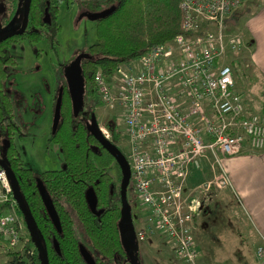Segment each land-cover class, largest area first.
<instances>
[{"label":"built area","instance_id":"1","mask_svg":"<svg viewBox=\"0 0 264 264\" xmlns=\"http://www.w3.org/2000/svg\"><path fill=\"white\" fill-rule=\"evenodd\" d=\"M243 1L180 0L181 32L121 64L111 81L94 75L100 102L119 111L127 136L129 177L145 209L144 229L134 230L135 238L161 237L178 264H205L194 229L213 190L229 185L222 160L238 154L243 141L264 148V118L246 112L230 62L243 40L226 31V20ZM205 162L211 177L191 184V172ZM15 203L0 166V258L25 238ZM255 256L264 264V242Z\"/></svg>","mask_w":264,"mask_h":264},{"label":"trees","instance_id":"2","mask_svg":"<svg viewBox=\"0 0 264 264\" xmlns=\"http://www.w3.org/2000/svg\"><path fill=\"white\" fill-rule=\"evenodd\" d=\"M61 3L67 5L68 1L28 0L27 25L23 32L0 41V159L7 163L15 176L48 264H88L80 254L79 245L89 249L75 233L73 215L90 246L101 256L90 253L93 259L91 264H109L127 256L118 230L122 174L114 158L87 129L90 118L95 117L93 96L99 98L94 75L99 72L107 81H111L121 64L138 58L153 44L172 39L182 31V10L180 0H89L88 12L107 9V13L93 19L95 40L86 47L78 61L81 105L78 111H73L64 71L60 74V67H55L56 96L60 98L59 116L46 141L56 144L61 164L59 168L43 169L36 174L23 166L12 142L17 131L13 121L14 94L4 85V79L15 65V59L7 48L19 38L28 41L44 38L49 48L56 53L55 36L60 30L56 16ZM22 5L23 0H0V28L7 24L14 26L13 29L19 27ZM244 45L248 47L245 40ZM239 57L230 62L236 83H242L240 91L243 94V82L260 80L262 75L252 67L246 73ZM261 80L264 84V79ZM87 98L91 100L88 101L90 106L83 111L81 108ZM244 105L247 112L246 102ZM259 114L264 118V100L260 103ZM107 129L112 131L109 123ZM114 168L117 169V176L112 173ZM37 182L43 185L50 198L58 227L53 225L45 210ZM88 188L93 191L95 212L98 213L92 212L87 204L85 193ZM1 208H4L2 204ZM14 210L24 224L25 238L22 247L5 254L6 264H27V257L31 264H43L40 253L33 247L27 222L17 203ZM28 249L32 250L31 254L26 252Z\"/></svg>","mask_w":264,"mask_h":264},{"label":"rangeland","instance_id":"3","mask_svg":"<svg viewBox=\"0 0 264 264\" xmlns=\"http://www.w3.org/2000/svg\"><path fill=\"white\" fill-rule=\"evenodd\" d=\"M67 1V5L65 3L59 5L56 16L60 24V30L55 36L56 53L49 48L44 38L38 41L19 38L7 48L15 59V65L5 77L4 85L17 95L13 100V121L17 125V131L12 142L23 166L30 168L36 174L43 169L59 168L61 164L56 144L46 141L54 124L52 108L56 96L55 67L58 60L62 63L69 62L95 40V22L82 12L88 8L89 0ZM259 2L260 0H244L227 16L226 31L238 34L240 39L241 36L244 37V32H241L242 20L247 11L254 10ZM13 27L10 24L2 25L0 32ZM239 52L241 53L239 58L242 59L240 62H243L246 73L251 67L255 69L249 58V48L244 45V41ZM132 64L136 65L135 62ZM260 80L243 82L242 89L247 112L263 118L259 114V106L264 100V84L261 83L263 80ZM240 84L242 85V83H236V88L239 90ZM88 101L91 102L90 98L84 101L85 104L83 103L81 108L83 111L90 106ZM92 101L95 119L103 134H107V138L126 153L127 136L119 111H113L102 104L97 95L93 96ZM108 123L112 128L111 132L107 129ZM199 169L200 171L191 172L189 177L191 184L202 183L211 177V171L206 162L202 163ZM112 173L117 176V169L114 168ZM135 194L134 183L129 179L125 197L132 225L134 230L144 229L145 209ZM213 194L207 212L202 214L199 225H195L194 229L196 248L201 260L205 264H259L255 256V236L251 227L248 226L245 215H242L239 208L229 200L228 189L217 188L213 190ZM73 219L77 237L93 256H99L90 246L74 215ZM133 239L135 243L136 241L140 243L133 253L137 264H178L172 250L167 249L169 244L161 237L151 234L141 240ZM129 247L130 249L133 247L131 243ZM128 257L120 261H111L109 264H133V257L130 261ZM6 260V257H1L0 264H6Z\"/></svg>","mask_w":264,"mask_h":264},{"label":"crops","instance_id":"4","mask_svg":"<svg viewBox=\"0 0 264 264\" xmlns=\"http://www.w3.org/2000/svg\"><path fill=\"white\" fill-rule=\"evenodd\" d=\"M242 31L244 37L241 38L247 41L251 64L264 78V0H260L254 10L247 11ZM221 165L229 180L226 186L229 200L245 215L255 236V245L264 242V148L257 151L243 141L241 151L224 158ZM203 215L197 218L196 226ZM139 244L136 241L134 250Z\"/></svg>","mask_w":264,"mask_h":264},{"label":"water","instance_id":"5","mask_svg":"<svg viewBox=\"0 0 264 264\" xmlns=\"http://www.w3.org/2000/svg\"><path fill=\"white\" fill-rule=\"evenodd\" d=\"M106 13H107L106 9L101 10V11H95V12L90 13L89 17H91L92 19H95L96 17L104 16ZM27 14H28V0H23L22 17H21V22H20L19 27L16 29L8 30L0 34V41L14 34H21L27 25ZM45 18L47 19V16ZM66 86H67L68 94L70 97L72 109L74 112H76L78 111L81 105V95H82L81 80L79 76V63L77 61L72 62L66 68ZM59 106H60V98L58 96L55 100L54 108H53V123H56L58 120ZM87 129L91 133V135L98 141V143L114 158L115 162L117 163L121 171L122 184H121L120 191H119L120 218L118 221V230H119L122 244L125 247V251L126 253H129L130 252L129 241L134 238V228L132 225L130 210L127 205L126 197H125V185L129 181V174H130L127 160L124 154L122 153V151L109 138H107L102 133L100 127L98 126L96 122L95 117L90 118V121L87 124ZM0 166L5 170L8 176V179L12 187L13 196L15 197L18 208L20 209L22 215L24 216V219L27 222L33 247H35L40 253V256L42 258V263L48 264L47 256L39 241L32 216L27 210L21 198L15 176L10 170L7 163L2 159H0ZM37 189H38V193L40 195V198L42 200V203L45 207V210L50 220L52 221L55 227H58L59 224H58L56 213L54 211V208L52 206V203L50 201V198L45 188L40 182H37ZM85 196H86L87 204L90 210L92 212H95V196L91 188H88L86 190ZM95 213H98V212H95ZM54 245H55L56 250H58L56 243ZM79 251H80V254L83 260L86 263L91 264L93 262L91 254L82 245H79Z\"/></svg>","mask_w":264,"mask_h":264},{"label":"flooded vegetation","instance_id":"6","mask_svg":"<svg viewBox=\"0 0 264 264\" xmlns=\"http://www.w3.org/2000/svg\"><path fill=\"white\" fill-rule=\"evenodd\" d=\"M1 8V7H0ZM88 9V8H87ZM87 9H84V11H82L83 12V14H85V15H87L88 17H89V14L90 13H92V12H95V11H92V12H88L87 11ZM102 10H104V9H102ZM107 10V9H106ZM99 11H101V10H99ZM47 15H45V17H46ZM91 18V17H90ZM46 19V18H45ZM48 19V18H47ZM46 19V20H47ZM92 19V18H91ZM2 34V33H1ZM83 56V53H79L78 55H76L72 60H69V62H65V63H62L60 60H58V63H57V66L58 67H60L59 68V70H60V74H62L63 73V71H64V76H65V79H66V68H67V66L68 65H70L72 62H75V61H79V59L81 58ZM66 64V65H65ZM56 66V67H57ZM11 91V90H10ZM12 92V91H11ZM14 94V93H13ZM14 97L16 98L17 97V95L16 94H14ZM56 98H57V96H55V100H56ZM55 100H54V103H55ZM53 103V104H54ZM54 106V105H53ZM54 108V107H53ZM53 108H52V112H53ZM129 179H130V177H129ZM126 186H127V184L125 185V191H126ZM120 191V190H119ZM119 199H120V197H119ZM207 212V211H206ZM205 212V213H206ZM134 236H135V234H134ZM135 238V237H134ZM132 244V246L134 247L135 246V240L134 239H131L130 241H129V244ZM133 247L130 249V247H129V250H130V252L129 253H126L127 254V257H128V255H129V257H128V261H130V260H132V257H133V253L135 252V250L133 249ZM135 248V247H134ZM85 249H86V247H85ZM88 251V250H87ZM133 251V252H132ZM89 252V251H88ZM90 253V252H89ZM124 259H126V257L124 258ZM133 264L136 262V259H135V257H133Z\"/></svg>","mask_w":264,"mask_h":264}]
</instances>
